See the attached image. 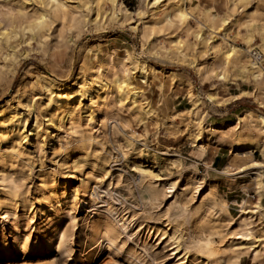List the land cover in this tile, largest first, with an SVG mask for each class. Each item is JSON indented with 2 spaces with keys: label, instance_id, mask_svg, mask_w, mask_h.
I'll return each instance as SVG.
<instances>
[{
  "label": "rangeland",
  "instance_id": "rangeland-1",
  "mask_svg": "<svg viewBox=\"0 0 264 264\" xmlns=\"http://www.w3.org/2000/svg\"><path fill=\"white\" fill-rule=\"evenodd\" d=\"M22 1L0 0V34L3 28L8 29L0 35V104L9 98L11 106L19 103L16 118L23 117L28 124L24 133L27 142L21 141L18 154L9 150V137L0 143V196L4 198L3 208L9 210L8 216L0 212V239L6 233L12 243V228L36 235L40 217L52 212L51 205L63 191L70 196L86 193L87 205L75 200L76 225L69 217L62 219L73 240L67 250L62 246L40 257L19 249L15 264H179L186 247L192 253L187 264L233 261L240 240L230 237L229 228L235 225L228 220L237 219L243 208H254L258 201L255 174L241 172L239 166L253 160L264 162V136L257 116L244 117L239 132L233 122L235 114L245 108L264 114L260 104L264 102V76L254 78L248 70L257 64L252 51L264 53L258 31L264 26V0H193L192 7L199 13L211 8L230 16L224 25L216 23L219 27L210 35L206 57L191 50L200 62L197 67L175 55H165L162 49L163 53L151 49L160 41L169 44L171 35L166 31H157V41L154 37L142 45L138 12L145 13V20L150 19L155 9L150 0H102L96 21H92L97 10L95 0H63L58 7L45 6V20L34 31L25 28L31 18L22 15ZM168 1L163 0L161 5ZM123 4L131 13L122 16L118 12L116 17ZM28 5L30 14L37 17L39 0ZM157 11L162 17V8ZM136 24L138 29L133 28ZM26 36L32 38L31 44L24 42ZM189 37L195 40L193 35ZM246 37L252 38L250 44ZM230 44L236 47L232 57L235 63L227 65L226 79H219L208 72V61L215 54L216 66L224 67L222 52ZM125 49L140 53L142 60L158 68L155 77L150 71L147 82L132 78L136 85L143 86L144 98L153 109L150 115L145 114L141 103L131 106L110 94L102 106L105 112L95 117L92 130L82 119L72 128L67 119L61 120L63 114H52L45 108L48 92L37 80L39 72L58 80L71 79L75 72L86 69L91 57L101 60L109 52L122 56ZM260 65L264 68V61ZM169 70L176 79L167 74ZM17 88L25 90L20 99L14 93ZM190 90L201 95L198 103H194L196 97ZM208 92L216 95L213 103L206 98ZM237 94L241 98L236 99ZM88 105L90 101H85L79 109L83 117L88 114ZM36 121L39 126L32 135L31 126ZM224 123H229L224 128L225 139L235 141L239 133L243 142L250 138L259 141L263 151L240 157L227 146L196 142L189 134L204 126V137L212 132L209 124ZM51 131L59 133L54 146ZM199 178L206 187L196 195L194 187ZM94 209L101 211L98 226L107 222L106 209L116 217L133 216L132 234L120 231L114 243L101 242L88 225L89 210ZM247 218L253 235L264 240V218ZM151 225L175 232L181 242L179 253H173L174 240L164 238L163 231L149 229ZM240 264H264V249L259 248L256 257L243 253Z\"/></svg>",
  "mask_w": 264,
  "mask_h": 264
},
{
  "label": "bare ground",
  "instance_id": "bare-ground-1",
  "mask_svg": "<svg viewBox=\"0 0 264 264\" xmlns=\"http://www.w3.org/2000/svg\"><path fill=\"white\" fill-rule=\"evenodd\" d=\"M32 1L34 0H23V6L21 7L22 15L27 19L31 18V20H28L30 21V24L25 27L29 28L31 31H34L35 28L38 29V27H40L41 24L44 22L45 17L47 15L45 11V6L48 5L50 8H53L58 7L60 4H63V0H39L40 6L36 7L35 10V12L39 15L35 17L34 15L30 14L27 9L29 6V2ZM95 1L97 4V10L94 13L95 15H93L95 17L92 16V21H96L99 14L101 13L99 6L102 0ZM111 1L113 3L116 2V0ZM162 1L163 0H150L149 3L151 7H154L155 9H153L151 17L148 20H145L144 12H138L139 20L142 24L139 32V37L142 41V45L144 46L146 42H150V39L156 37L155 34H157V31H162L163 33L166 31L167 35H171H168L170 36V38H168L169 44H165L164 42L162 44L160 41L158 46H152L151 49L153 50L157 48L155 49V53H159L163 50L166 53L165 55H175L178 57V59L181 58L185 62L188 61L191 66L197 67L200 62L194 56L191 50L195 51L196 54L199 53V57H206V55L209 53L208 46L210 45L212 39V36L210 35L213 34V32L219 27V25L218 27H216V23L218 21H221L224 25V23H226L228 19L230 20V16H226L220 12H214L211 10V8L205 9L204 13H199L195 11L192 7L193 0H169L168 3H163L164 5H161ZM86 3L87 2H85V5ZM159 8H162V17L157 11V9ZM118 12H121L122 16H126L127 14L131 13V11L127 8L125 4L121 6L119 11L115 12L117 14L116 17L119 16ZM33 24L34 27H32ZM133 28L138 29V24H136ZM1 31V34H6L8 29L6 27L3 28ZM258 31L261 40L260 46L262 50H264V26H259ZM167 35L164 36L166 37ZM186 35L188 37H186ZM190 35L194 36V41L189 40ZM164 36H162L163 39H165ZM246 38L247 43L250 44L252 38ZM157 40L158 37L155 38V41ZM31 41L32 38H27L26 36V40L24 42L31 44ZM125 50L126 52L122 56L109 52L105 54V56L101 60L98 59L97 56H95L94 58L91 57L87 61L86 69H80L79 71L75 72L74 76L71 79L58 80L49 73L39 72L37 80L39 81L42 88L48 92V98L45 101V108L49 110L52 114H56L59 112L63 114L61 120L67 119L70 124V127L72 128L75 126L76 121L82 119L85 122L86 126L92 130H94L95 128V117L98 114H104L105 111L102 106L103 103H105L106 98L110 94L115 95L119 102L130 103L131 106H138V104L141 103L142 110H144L145 114L150 115L153 109L147 104V99L144 98V89L142 88L143 86L141 87V85H136L132 78H140L143 82H147L149 81L150 71L151 76L155 77L157 75L156 73L158 71V68H156L157 66H150L145 60H142L140 53L134 54L129 49ZM235 52L236 47L232 44L224 48L222 52L224 67L221 68L216 66L217 59L215 54H212L208 61V72L214 76H218L219 79L225 80L228 76V70H226V67L230 63L231 65H234L232 62V57L234 56ZM14 54L15 52L12 53V56ZM192 55L193 57H191ZM260 68L264 70V68L261 67L260 64L254 63L250 66L248 70L251 72V75L254 78L258 79L264 76V72H261L259 70ZM167 74L173 80L176 79V75L173 71L169 70ZM26 85L24 84V87ZM24 92L25 90L19 91V88L14 91V93L17 94V97L19 99L24 95ZM189 93L196 97L194 101L195 104L198 103V101H200L202 98L201 95L194 94L192 90H190ZM239 97H241L240 94H237L235 96V98ZM206 98L211 103L216 101V95L213 93L208 92ZM10 101L11 98L6 99L4 103L0 104V143L9 137V150L13 154H18L21 141L24 139V143L27 142V136L24 135V133L28 131L26 130L28 124L25 118H16L19 103L18 105L11 106ZM85 101H90V105H88L86 108L88 114L83 117V115L79 112V109L82 103H84ZM260 104L264 106V102L260 101ZM24 106H29V103L26 102ZM247 116H257L259 120V126L264 136V114L261 112L256 113L252 109H244L242 112H238L235 114L233 122L236 126V131L239 132L242 126L243 119ZM32 123H34V121ZM38 126V121H36L35 124L31 126L32 128L30 130V134L33 135V133L37 132ZM209 126L211 127L212 132L206 133L204 137L201 135L205 133L204 126H201L199 129L196 130H190L189 134L194 135V139L196 142L202 141V143L206 142L209 144L213 143L227 146L230 148V151L232 153L240 157H247L248 155H253L258 150L263 151V149H261L262 145L259 141L251 140L243 142L240 140L239 133H237V135L235 136V141L231 142L225 139L224 130L226 129V127L229 126V123L209 124ZM217 129L219 130L215 133ZM50 136L53 140L52 146H54L55 141L59 137V133H52L51 131ZM239 167V171L241 172H246L250 170L251 172L249 171V173L255 174L254 180L256 181L255 189L258 194V201L256 202L254 208L246 210L242 207V214L237 219L234 217L229 218L228 221L230 222V224L235 225L233 229L231 227L229 228V230L231 229L229 235L234 240H240V246L238 250L235 249L233 251V256L235 259L233 261L227 262L226 264H240L243 257V253H252L253 257H256L259 248L264 249V240L261 237L253 235L252 231L250 230L249 223L247 221V217L250 215H255L260 218H264V213L262 212V210L264 209V205L262 204V199L264 198V162L259 160H253L252 162L242 164ZM225 172H227V174L229 173L228 170H225ZM74 178L75 177L73 176V179ZM199 180L200 182L198 183V185L194 187V193L196 195L200 194L203 187H206L203 185L202 179L199 178ZM85 196L86 193L82 194L81 196H79L78 193H74L70 196L69 194H67L66 191H63L60 198H58L56 202L51 205L52 212L45 215L42 214V216L40 217L39 228L36 232V235L34 236H32L31 231H24L22 229L12 228V231L10 233L13 236V242L11 243L9 241V236L6 233H3L2 238L0 239V258H3L4 262H0V264H15L13 260L16 259L19 249L23 248L26 251L38 254V256L40 257H46L47 254H50L54 250H58L62 246H64L67 250L71 246L73 240L70 234L62 226V219L65 216L69 217L70 221H72L73 224L76 225L74 202L75 200L80 199L83 205H87ZM3 200L4 198L0 196V212L3 211L5 213V216H8L9 210L3 208ZM224 210L226 211V209ZM99 212L101 211L98 209H94L89 210L88 214V218H90V222L88 225L90 226V229L94 234H99L98 240H101V242L108 240L114 243L117 239H119L120 231L124 232V230H127L129 231L130 235L132 234L130 227L134 221L133 216L130 217L127 216V214H124L116 217V213H114L113 211H108L106 209L105 213L107 222L104 225L98 226L96 222L97 217L99 216ZM95 215L97 216L94 217ZM227 215L230 217L229 214ZM148 228L151 230L156 229L158 230V232L163 231L162 235L164 238L173 239L176 243L173 248V253H179L181 242L179 236H177L175 232H169V230L167 229L161 230V227L155 225L148 226ZM93 254L94 252L91 253V256ZM191 256V249L189 247L184 248V256L179 264H187ZM203 264L210 263L203 262Z\"/></svg>",
  "mask_w": 264,
  "mask_h": 264
},
{
  "label": "built area",
  "instance_id": "built-area-1",
  "mask_svg": "<svg viewBox=\"0 0 264 264\" xmlns=\"http://www.w3.org/2000/svg\"><path fill=\"white\" fill-rule=\"evenodd\" d=\"M252 58L256 63L261 64L264 61V53L259 49H254L252 53Z\"/></svg>",
  "mask_w": 264,
  "mask_h": 264
},
{
  "label": "crops",
  "instance_id": "crops-1",
  "mask_svg": "<svg viewBox=\"0 0 264 264\" xmlns=\"http://www.w3.org/2000/svg\"><path fill=\"white\" fill-rule=\"evenodd\" d=\"M233 63H235L234 61H233ZM239 98H241V97H239ZM236 99H238V98H236ZM245 109H250V108H245ZM218 119H220V118H218ZM249 140H255L254 138H250Z\"/></svg>",
  "mask_w": 264,
  "mask_h": 264
}]
</instances>
